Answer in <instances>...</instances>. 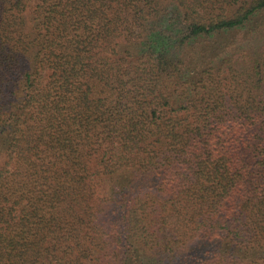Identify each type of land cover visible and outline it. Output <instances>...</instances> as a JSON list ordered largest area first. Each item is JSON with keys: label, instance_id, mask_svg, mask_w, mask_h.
<instances>
[{"label": "trees", "instance_id": "1", "mask_svg": "<svg viewBox=\"0 0 264 264\" xmlns=\"http://www.w3.org/2000/svg\"><path fill=\"white\" fill-rule=\"evenodd\" d=\"M264 0H0V264H264Z\"/></svg>", "mask_w": 264, "mask_h": 264}, {"label": "rangeland", "instance_id": "2", "mask_svg": "<svg viewBox=\"0 0 264 264\" xmlns=\"http://www.w3.org/2000/svg\"><path fill=\"white\" fill-rule=\"evenodd\" d=\"M264 26V13H261L260 15L253 18V20L247 25L246 28L233 32L228 36L222 35L220 38L223 39L226 43L231 42L235 38H241L247 37L251 31H253L255 28Z\"/></svg>", "mask_w": 264, "mask_h": 264}]
</instances>
